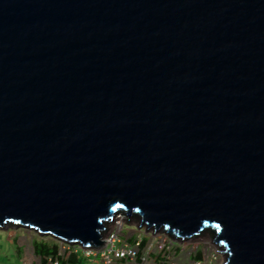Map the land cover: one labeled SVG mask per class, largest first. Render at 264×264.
Returning a JSON list of instances; mask_svg holds the SVG:
<instances>
[{
	"label": "water",
	"instance_id": "95a60500",
	"mask_svg": "<svg viewBox=\"0 0 264 264\" xmlns=\"http://www.w3.org/2000/svg\"><path fill=\"white\" fill-rule=\"evenodd\" d=\"M118 213L264 264V0H0V228Z\"/></svg>",
	"mask_w": 264,
	"mask_h": 264
},
{
	"label": "built area",
	"instance_id": "2783aa9c",
	"mask_svg": "<svg viewBox=\"0 0 264 264\" xmlns=\"http://www.w3.org/2000/svg\"><path fill=\"white\" fill-rule=\"evenodd\" d=\"M129 219L126 214L118 213L108 221L111 224L110 226L105 225L101 238L103 244L97 248L84 247L56 239L59 241L57 253L48 257V264H71L68 261L61 260L66 251L86 258L90 264H114L116 261H125L127 264H178L174 249L176 245L164 232L160 233V237L153 238V241L148 239L141 257H138L139 248L144 237L137 234L133 242H129L123 234V224ZM137 227L140 229L143 226L138 223ZM147 231L149 230L144 227V234ZM151 233L153 234V232ZM152 252H155L159 257H150ZM219 254L218 249L214 252L208 250L207 253H202L201 257L195 256L197 258L193 260V264H218L216 256ZM77 258L80 259V257Z\"/></svg>",
	"mask_w": 264,
	"mask_h": 264
},
{
	"label": "rangeland",
	"instance_id": "374dc122",
	"mask_svg": "<svg viewBox=\"0 0 264 264\" xmlns=\"http://www.w3.org/2000/svg\"><path fill=\"white\" fill-rule=\"evenodd\" d=\"M137 224V219L132 216L131 219H129L127 222H124V231L126 228L130 229V232L135 231L136 234L147 237L151 241H153V238L160 237L161 231L153 232L152 234L149 230L146 234H144V227L139 229L137 227ZM106 225L110 226V222H108ZM166 235L175 245H177L179 248H182V254H185V259H187V257H195L199 252L207 253L208 250H212L214 252L217 249V247L212 243V237L208 231H203L196 237L181 241H176L170 235ZM14 238H17L19 244H22V246L24 247V255L22 258L25 263L21 260V258L15 256V248L10 241L14 240ZM35 240L49 241L56 239L51 236L40 235L35 231L23 227H13L10 224H6L4 228H0V264H30L32 262L38 263L39 260L34 255L32 248V242ZM56 241L57 244H59V241ZM216 257L218 264H222L224 262L223 256L221 254L217 255ZM80 260L81 261L77 264H90V262L84 257H80ZM177 263L182 264V261L178 260Z\"/></svg>",
	"mask_w": 264,
	"mask_h": 264
},
{
	"label": "trees",
	"instance_id": "16d2710c",
	"mask_svg": "<svg viewBox=\"0 0 264 264\" xmlns=\"http://www.w3.org/2000/svg\"><path fill=\"white\" fill-rule=\"evenodd\" d=\"M147 241L145 239L142 240L138 257H141ZM32 248L35 256L39 259L38 264H48V257L56 255L58 244L56 240H38L32 242ZM197 256L201 257V253L199 252ZM61 260L64 262L68 261L71 264H77L81 261L75 254L70 253V251H66Z\"/></svg>",
	"mask_w": 264,
	"mask_h": 264
},
{
	"label": "crops",
	"instance_id": "0c3cea01",
	"mask_svg": "<svg viewBox=\"0 0 264 264\" xmlns=\"http://www.w3.org/2000/svg\"><path fill=\"white\" fill-rule=\"evenodd\" d=\"M127 230V231H126ZM130 229H125L124 231V236L128 238L129 242H133V240L136 237V233L134 232H130ZM6 236V235H5ZM7 238V237H6ZM145 240H148L147 237H144ZM10 240V239H9ZM15 248V256L21 258V260L23 261V255H24V247L22 246V244L20 245L18 242L17 238H14V240H10ZM38 241V240H35ZM175 249V254H176V259L177 261H182V264H193V260L197 257H187V259H185L186 257L184 256L185 254H182V248H179L177 245L174 247ZM34 253V252H33ZM202 254V253H201ZM35 255V254H34ZM77 257H81V256H77ZM150 257H158V255L155 252H152ZM185 257V258H184ZM39 260V259H38ZM24 262V261H23ZM25 263V262H24ZM39 263V261H38ZM36 263H30V264H38ZM136 263H138V261H136ZM114 264H127L125 263V261H116Z\"/></svg>",
	"mask_w": 264,
	"mask_h": 264
},
{
	"label": "bare ground",
	"instance_id": "6f19581e",
	"mask_svg": "<svg viewBox=\"0 0 264 264\" xmlns=\"http://www.w3.org/2000/svg\"><path fill=\"white\" fill-rule=\"evenodd\" d=\"M111 224V223H110Z\"/></svg>",
	"mask_w": 264,
	"mask_h": 264
}]
</instances>
